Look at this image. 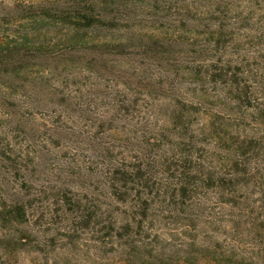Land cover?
I'll use <instances>...</instances> for the list:
<instances>
[{"label":"trees","instance_id":"obj_1","mask_svg":"<svg viewBox=\"0 0 264 264\" xmlns=\"http://www.w3.org/2000/svg\"><path fill=\"white\" fill-rule=\"evenodd\" d=\"M0 264H264V0H0Z\"/></svg>","mask_w":264,"mask_h":264}]
</instances>
